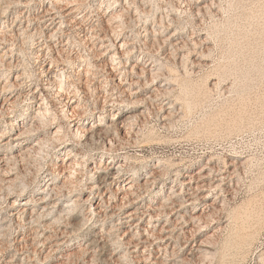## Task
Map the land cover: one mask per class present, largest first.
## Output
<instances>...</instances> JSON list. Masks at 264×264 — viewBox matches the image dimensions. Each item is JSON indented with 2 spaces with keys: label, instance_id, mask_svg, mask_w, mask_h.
Here are the masks:
<instances>
[{
  "label": "rangeland",
  "instance_id": "374dc122",
  "mask_svg": "<svg viewBox=\"0 0 264 264\" xmlns=\"http://www.w3.org/2000/svg\"><path fill=\"white\" fill-rule=\"evenodd\" d=\"M26 1L0 0V136L7 131L0 137V264H264V0H134V5L126 0H86L90 15L102 21L98 33L115 43L105 56L100 49L101 36L85 42L78 37L68 53L60 50L66 39L59 35L58 40H50L47 36L58 25L49 26L47 21L41 23L47 34L35 36L37 43L32 46L27 34L40 23L34 19L26 22V16L32 18L27 10L39 8L41 0ZM42 1L41 10L43 4L49 7L56 2ZM112 7L129 9L122 18L124 28L116 32L105 21ZM118 32L122 36L116 39ZM174 32L180 45L183 43L176 51L170 47L171 39L162 40ZM124 38H129L135 49L128 59H117V63L122 61L120 67L128 70L126 79L120 81L119 71L108 56L113 51L110 49L118 50ZM43 46L51 47L54 57L58 54L62 67L82 89L84 107L68 118L59 116L65 131L69 118L82 119L89 128L111 121L115 114L122 119L132 113L135 116L129 120L131 128L121 129L114 147L119 149V161L127 165L122 181L126 184L130 177H136L143 187L124 206L112 200L113 215L111 207L107 215L96 217L88 212L90 203L94 207L101 200L88 186L72 195L73 200L80 201L75 217L64 212V220L57 222L54 212L41 218L39 226L37 221L28 225L26 214L19 213V207L28 212L46 211L45 203L39 201L41 191L52 186V169H60L69 148L49 140V127L56 126L41 120L34 122L29 132L32 150L6 160L19 152V140L9 137L15 131L11 120L16 128L25 115L31 118L38 106L34 97L39 93L34 90L39 85L38 89L48 86V77L41 72L49 66L48 61L34 59V52ZM78 50L82 59L97 65L92 68L95 76L77 71ZM140 51L157 59L168 76L171 94L154 99V88L166 80L151 83V75L142 74L147 59H142L143 54L140 57ZM183 54L188 57L182 58ZM46 92L51 106L59 109L60 98L49 89ZM171 111L168 121L158 119ZM39 136H50L38 146L41 149L34 146ZM93 157L87 159L85 171L100 163L101 156ZM104 158L106 163L109 158ZM8 166L15 168L6 174L2 169ZM151 170L160 176L148 184ZM203 174H207L205 178H201ZM191 175L199 178L193 184L199 188H186L187 193L183 190L178 194L182 181ZM22 187L26 193L18 196ZM191 193H196L197 201H182L181 196L190 197ZM105 195V199L110 197ZM16 199L17 206L12 207ZM75 222H81L80 229H75ZM93 239L97 241L90 245ZM127 251V257H122Z\"/></svg>",
  "mask_w": 264,
  "mask_h": 264
},
{
  "label": "bare ground",
  "instance_id": "6f19581e",
  "mask_svg": "<svg viewBox=\"0 0 264 264\" xmlns=\"http://www.w3.org/2000/svg\"><path fill=\"white\" fill-rule=\"evenodd\" d=\"M27 1H29V0H27ZM42 2L43 1L41 0L40 3H38V4H40V6L37 9L35 7L34 8H30V9L28 8L27 12H30L31 13V14L29 13V15L32 16L31 19H29V16H26L27 18L25 17L27 19L26 22H29L30 23V21H33L32 19H34V20H36L37 22L40 23L39 26L37 28H35V31L34 32H31V33L28 32V34H27V39L28 40L29 39L31 40V45L32 46H34V44L37 43L36 40H35V36L40 35L42 37V36H45L47 34V33H44V31L42 29L43 28L42 25L46 21L49 23V26L54 25V27H56L58 25V27L56 29H54L50 33V36L48 35L47 37H49L50 40H58L59 38H57V36L60 35V38H63V40L66 39V41H64L65 43H63V47L61 46L60 50L61 49L62 50H65L67 53L69 52L68 51V49H69L68 47H70V45L76 44V41H77L76 39L78 37L81 39L80 40L81 42L82 41L85 42V41H88V40L93 41L95 39L100 38L101 35L99 33L101 32L100 31L101 30L100 29L101 28L100 26H101L102 21L100 19H95L94 20L93 16L90 15V10L88 9L89 5L87 4L88 1H86V0H56V2L52 3V5L50 4L51 6H49V7H46V5L43 4V9L41 10V8H42ZM127 2L130 5H132V4L134 5L135 4V1L134 0H132L131 2L129 0H126V3ZM198 2H201V1L199 0ZM24 4H26V3H24ZM204 6H205V4H204ZM25 7H26V5H25ZM109 7H111V6H109ZM126 7H129V6H126ZM200 7L203 8V6H200ZM108 8H107V10H108ZM126 9L127 8L124 7L122 10L121 9L118 10L117 7H112L111 13L105 19V21H107V24H110V26L112 27L110 29H112L113 32L114 31L116 32L119 28H122L124 26V21L122 20V18H123V15H125L124 12L127 11V10H129V9H127V10ZM194 14L197 15L196 13H194ZM41 23H43V24H41ZM49 26H47L45 28H48ZM162 26L164 27V25H162ZM169 26H170V24H169ZM28 27H29V25H27L26 30H27ZM51 29H53V28H51ZM26 32L27 31L24 30V34ZM120 32H121V29H120ZM112 35H113V37L115 36V34H112ZM102 36H103V34H102ZM102 36H101V38H102ZM121 36H122L121 33L118 32V34H116V37L115 38L117 39V38H119ZM175 37H176V33L174 32V33H171V35L168 36V37L165 36V39H162L164 41H169L171 39L169 44H170V47H171L172 51L173 50L176 51L178 48H179L178 50H180V46L183 45V43L180 45V42L178 41V38H175ZM172 38L174 40H172ZM151 39L155 40V42H157L159 40V38L157 40L155 38H151ZM63 40H60V41L63 42ZM103 40L110 41V44L109 43L108 44H105V41H103ZM155 42H154V44H155ZM77 44H78V42H77ZM132 44H133V42H131L129 38H124L121 41V43L118 44V50L114 48V49H110V50H113V51H109V53H111L110 56H108L109 57V60H110L111 63L114 64L115 69L119 71L117 74L120 76L119 77L120 81H124L126 79L125 76L127 77L128 70H123L124 67H120V65H122V61H118V63H117V59L120 58V57L127 58L128 59L133 54L134 49H135L134 46L132 47ZM161 44H163V43H161ZM44 45H47V44L44 43ZM114 45H115V43L112 44V38H108V37L106 38V35H105L102 38L101 47H100V49H103L104 50L102 52V54H104L103 56H105L107 54V51L109 50L108 48L110 46L112 47ZM181 47H183V46H181ZM50 48H48L47 46H43L42 48H40L37 51H35L34 52V55L36 54V56H35L36 58H34V59H36V60L38 59L39 60V58H41V59L43 58L45 62L48 61V65L49 66L42 68L41 69L42 70L41 72H42V74L44 76H47L48 77V79H47V85H48L47 86V89H49L52 92V94H54L56 97H59L60 98L59 101H60V104L61 105H60L59 109H56V107L55 108L52 107L51 106V101L49 99L50 98L49 97L50 95L48 96V94L50 92L48 91L49 93H47L46 92L47 89H45V87L43 89V86H42L41 89H38V87L40 85L37 86V88L34 90V92L39 93L38 96L36 95V97H34V98L37 99V102H38L37 103L38 106L36 107L37 108L36 109L37 110L36 113L34 115H32L31 118L28 115L27 116L25 115L24 118H22V120H21V121H23L22 122L23 124L20 122L21 124L17 125L16 128L13 126L14 125V122H15L14 120H11V123H10L12 125L11 129L12 130H15V131L13 132L14 134L11 133V135H9V137L12 140L13 139L14 140H19L18 147H17V149L19 150V152H17L16 155L12 156V158H11V156L10 157H7V158L5 157V158L9 162L10 159H17L20 156L23 157V155L24 156L26 155L25 153L32 148V146H30V149H29V132H30V129L34 127V122H37V121L38 122L39 121L41 122V120L49 122L50 123V126H53V125L56 126V128L53 127L54 129L52 127H49V129H50L49 132H51V135H52L51 137L48 136V138L50 137L49 140H51V141L53 140L54 142H58L60 144L61 143L62 144H66V145L69 146V148L67 150L66 156L63 159L62 165L58 167L60 169H55V170L52 169V172L51 173L54 174L53 179L51 178L52 181H50V182H52L51 183L52 186L49 185L50 187L47 186L46 188H44L41 191V193L43 194V196L40 198L39 201H40V203H45V205L43 206V208L46 209V211L43 209L44 212L42 211V212L39 213V212H36L35 211L37 209H34L31 212H28L26 208L19 207V209H18L19 210V213L21 212L22 214H26V216L24 218L25 220L24 219L23 220L26 221V222H28L27 223L28 225H29V223H33V222L36 223V221L39 222V224H40V220H42L41 218H43L44 216L47 218L48 216H51V214H53L54 212H55V215H56L57 222H60L61 219L64 220L63 219V217L65 218L64 212H66L67 215H72V217H75V216L78 215V213H75L74 211L79 206V202L80 201L79 200H73L72 199V195L74 194V192H78L81 189H83L84 186H86V187L88 186V188H90V192L92 194L95 193V197H97V196H100L101 197L100 202L97 205H95L94 207H93L94 204L90 203V210H88V212H90V214L91 213L92 214H96V217L97 216H100V215H107L108 214L107 209H108V207L109 208L111 207L112 208L111 211H113L111 214L113 215V213H115V211L113 210V207L115 205L113 206V204H111V201L112 200H114L113 202L119 201L120 202V205L121 206H124L123 203L124 204L127 203L126 201H128L130 199L131 195L138 194L137 191L141 187H143L142 184H139L138 181L136 182V180H137L136 177H130L126 181V184H125L124 181H122L123 176L127 172L126 171L127 170V165H125L124 163H122V162L119 161V157H118L119 155L117 154V152L119 151V149H117V148L114 147L115 146L114 145V140H117L116 139V138H118L117 136L120 134L121 131H123L121 129L122 128H125V130H126L128 127L131 128L132 127L131 126L132 124L130 123L129 120L132 118V115H133V118L135 116H134L133 113H132V115L128 113L129 115H127L125 118L122 119L121 118L122 116L115 117V115H116L115 114L111 121L105 122V123H103V122L100 121L96 125H95V123L94 124H91V126L89 128H86L85 127V122L86 121H83L82 119H78L77 117L75 119L74 118H72V119L69 118L68 123H66V125H67V131H65V124L59 122V116L61 114H63L65 116V118L66 117L68 118V116L70 115V113L72 114L74 111H77V109L84 107V105H81L82 102L84 101V99H83L84 97L82 96V93H81L82 92V89L80 88L79 84H77L71 78V74L70 73L69 74L67 73L66 68L64 66L62 67V63L63 62L60 63L61 61L58 60V57H59L58 54H56V57H54L51 54L52 53V51H51L52 49H50ZM119 49H122V51H119ZM143 49H144V47H143ZM189 51H190V49H189ZM192 51L193 50H191V52ZM58 52L60 53V51H57V53ZM62 52H61V54H62ZM119 52H121V54ZM140 53H141L140 57L143 54L142 59H147L145 61V65L142 67V71H141L142 74L149 73L151 75V77H150V80L151 81L149 80L151 83H154L155 81L160 80V78H163L164 80H166L165 83H160L159 86H157V87L154 88V90H156L155 91L156 93H155V96H154L155 98L154 99L155 100L156 99L158 100L159 98H162L164 96L166 97L167 95L171 94L170 93L171 91L168 90V88H169L168 83H170V81L167 80L168 79V76L164 72H162V67L157 65V63H156L157 62L156 61L157 59H153L152 55L151 56L149 55L150 53L148 54L147 52L145 53L143 51H140ZM172 53L173 52H171V54ZM185 53H187V52H185ZM66 54H65V57H67ZM93 54H94V52H93ZM68 55H70V54H68ZM73 55H74V53H73ZM78 55H79V57L77 59H75V60L78 61V63L76 65L74 64L78 68L77 71L78 72L82 71L86 76L88 75V77H89V75H94L95 76L96 72L92 71V68H94L97 65L96 64H93L88 59H84V58L82 59L83 55L81 54V51L80 50H78ZM183 56L184 57H182V58H185L186 56L188 57L187 54H183ZM140 57L138 58V60H140ZM192 61H194V60H192ZM70 63L72 64L71 61H70ZM184 64H186V63H184ZM149 65H151V67L150 68H147V66H149ZM187 72H190V71H187ZM49 74H51L50 77H49ZM88 77H87V79H88ZM88 82H85V83H88ZM83 83H84V81H83ZM162 86H164V87H162ZM96 87L97 86H95L94 90L96 89ZM88 88H90V86H88ZM187 89L188 88H185L184 90H187ZM131 90L132 89H130V92H131ZM148 97H150V95ZM107 99H109V98H107ZM145 99H147V98H145ZM192 107H193V105H192ZM101 108L104 109V107H101ZM82 115H84V113ZM170 115H173L172 111H171L170 114L167 113V114H164V115H160V117H158V119L160 118L159 120H161V121H166V120L168 121V119L171 118ZM134 123H136V122L134 121ZM3 131L4 132H2V135L1 136H6V132L7 131L6 130H3ZM44 137H40V136L37 137V140H36L37 142H35L34 146H37L38 147L41 143H43V141H45L44 143H46V140L48 141V138L47 137L44 138ZM8 142L6 141L5 144H8V148H9V143ZM46 146H48V145H46ZM39 149H41V148H39ZM88 152H92V153L94 152L95 155H98V158H99V156H101V159H100V163H98V162L93 163V166H91L90 169L88 168V171H85L87 159H90V160L92 159L93 160L94 159L93 156H95V155L92 154V156L88 157L87 156L88 155ZM27 153H29V152H27ZM107 156H108L109 160L106 163H103V160L104 161L106 160V158H104V157H107ZM18 160H20V159H18ZM18 160H16V161H18ZM6 165H7V163H6ZM13 168H15V167H13ZM13 168H10V166H8V167H6V168H4L2 170L4 171V173L9 174L11 172V170H13ZM202 169H200L199 172H201ZM154 172H155L154 170H151L150 172H148L150 174V178L149 179H146V183L150 184V183L155 182L154 180L156 179L155 176L157 174L155 173L156 175L154 176ZM206 175L203 174L201 178H205ZM200 176H198V177H200ZM16 179H18V178H16ZM196 179H195L194 176L191 175V177L189 179H187L188 181H186V182L185 181H182V183H181L182 184L181 185L182 187H181V190H180V192L178 194H181L183 190H184V192H186L187 189H194V190L196 189L197 190L199 188V186L198 185L193 186L194 182H196ZM198 184H199V182H198ZM113 185L114 186L115 185H118V188H112ZM183 185H185V189H184V186ZM201 185H203V184H201ZM201 185H200V187H201ZM146 186H148V185H146ZM214 186H216V185H213V187ZM17 188H15V189H17ZM201 189H203V188H201ZM19 190H18L19 191L18 196H21V195H23V194L26 193L25 192V187H22V189H19ZM18 191H16V192H18ZM106 193L107 194H110V197H108V199H105V196H106L105 194ZM195 195H196V193H195ZM195 195H194V193H191L190 197H187L186 195L185 196H181V197H183V200L182 201H184V199H185V201H189V202L191 201L190 203L192 204L195 201H197L196 200L197 197ZM205 196H207V195H205ZM46 198L49 201H46ZM31 200H34L35 201V199H31ZM86 200H89V198L86 199ZM17 201H18V199L14 200L11 206L12 207L17 206ZM36 201L38 202V200H36ZM65 201H66V203H68V205H66L64 207L61 204L64 203ZM70 201H72V204H70ZM49 205H50V207H49ZM182 206H183V203H182ZM34 213H35V215H37V218L38 219H36V216L33 215ZM143 214H145V213H143ZM159 214H156V215L158 216ZM152 215L153 214H150V217L151 218H153ZM22 217H23V215H22ZM141 218H142V216H141ZM149 221H150V219H149ZM75 223H77V222H75ZM80 223L81 222H78L77 224H74V225L72 224V225L77 230L76 227L77 226L79 227V224ZM18 225H20V224L18 223ZM39 226H41V224ZM79 229H80V227H79ZM148 233H149V235L151 234V236L153 235L151 231L150 232L148 231ZM37 234H38V230H37ZM100 239H102V238H100ZM96 241H97L96 239H93V240H91L89 242V244L90 245H93ZM101 245H99V246H101ZM201 245H204V244L202 243ZM198 246H200V245H198ZM127 253H128V251L122 257H124V256L127 257Z\"/></svg>",
  "mask_w": 264,
  "mask_h": 264
}]
</instances>
